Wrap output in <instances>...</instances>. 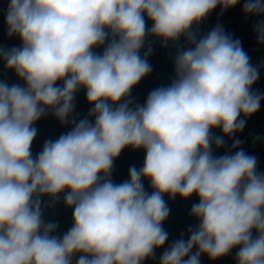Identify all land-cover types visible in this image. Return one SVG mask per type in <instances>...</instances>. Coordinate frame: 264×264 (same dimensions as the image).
<instances>
[{
	"label": "clouds",
	"instance_id": "1",
	"mask_svg": "<svg viewBox=\"0 0 264 264\" xmlns=\"http://www.w3.org/2000/svg\"><path fill=\"white\" fill-rule=\"evenodd\" d=\"M0 3L7 37L20 41L0 46V63L21 82L0 79V264H145L161 248L158 264L233 250L235 264H264V171L239 139L264 101L254 89L264 61L254 65L219 23L200 31L217 8L241 0ZM242 12L258 18L264 45V0H243ZM156 41L170 49L172 76L141 104L132 92L153 71ZM81 90L91 106L83 117ZM49 115L68 131L34 155L35 125ZM126 148L143 150V165L116 183L114 161ZM165 196L197 198L196 223L166 248ZM61 197L72 209L62 234L44 216Z\"/></svg>",
	"mask_w": 264,
	"mask_h": 264
},
{
	"label": "water",
	"instance_id": "2",
	"mask_svg": "<svg viewBox=\"0 0 264 264\" xmlns=\"http://www.w3.org/2000/svg\"><path fill=\"white\" fill-rule=\"evenodd\" d=\"M243 0L241 4H238L235 8L230 9L223 14L220 13V9L217 8L205 21L200 25L201 32H207L211 30L216 24L223 25L225 31L234 34L242 41L244 50L251 58V62L256 65L264 61V45H257L256 37L253 32V27L258 18L245 17L242 12ZM7 8L6 3H0V46L10 48L12 46H19L20 41L18 38L9 39L6 35V28L4 25V10ZM151 26L149 22V27ZM153 54L149 57V62L153 66L151 75L146 77L137 85L132 92V95L136 98L137 102L143 103L148 93L161 84H167L172 76V61L169 57L170 49H165L160 46V42L156 41L153 44ZM102 51V49H97ZM0 79H6L9 84L21 83L17 80L15 73L6 71L2 63H0ZM255 90L264 92V68L261 69L260 78L254 85ZM91 106L87 103L85 98V92L81 90L76 95V109L75 113L80 117L86 116ZM35 127L38 129V135L33 143L32 150L35 155L43 146L45 139L57 138L61 133L68 131V128L61 127L59 122L49 115L46 118L39 120ZM217 134H219L217 130ZM255 137H261L262 139L253 143ZM239 139L244 143L242 147L244 150L253 154L258 159V168L260 171H264V101L261 103L260 110L253 116L247 119V124L242 133L239 134ZM231 141H229V146ZM226 149H219L216 154H223ZM145 153L143 150L133 151L131 148H126L122 151L121 155L114 161V169L112 179L116 183H120L128 178L129 167L135 165L137 168L142 167ZM145 188L151 191L149 187V181H144ZM48 200L47 197L43 198ZM165 200L171 209L168 219L165 221L163 227L169 233V240L164 246L165 248L173 240L177 239L181 233H185L189 225L195 224L196 221L189 217V211L191 204L197 202V198L193 196L189 200H182L180 197H176L174 200H169L165 196ZM45 219L48 221L58 222V233H63L68 230L72 224V209L66 208L63 204V200L54 206H50L45 209ZM163 248L157 250L155 260H147L145 264H158V259ZM235 251L232 254L216 261H210L207 256H201V264H235L234 256Z\"/></svg>",
	"mask_w": 264,
	"mask_h": 264
}]
</instances>
